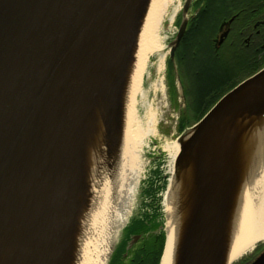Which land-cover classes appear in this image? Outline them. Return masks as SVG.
<instances>
[{
	"label": "water",
	"instance_id": "95a60500",
	"mask_svg": "<svg viewBox=\"0 0 264 264\" xmlns=\"http://www.w3.org/2000/svg\"><path fill=\"white\" fill-rule=\"evenodd\" d=\"M145 2L0 0V221L7 217L22 189L42 182L36 175L39 171L44 172L52 193L45 211L37 213L29 208L24 216L27 221L22 223L24 238L20 243L26 253L23 264L74 261L78 220L81 208H88L89 197L85 187L77 197L80 110L87 101L99 98L103 134L115 135L113 120L136 22ZM191 2L183 0L176 35L166 45L171 55L184 33ZM100 43L104 47L97 71L91 67V54ZM72 82L78 84V90L63 96L64 87ZM263 110L264 66L220 97L192 126H182L173 180L168 186L175 194L177 209L181 210L188 200L196 204L180 226L179 264L219 263L226 234L225 198L231 191L232 177L226 169L215 175L209 173L204 161L205 134L197 144L183 142L185 135L193 127L192 136L202 133L241 111L256 117ZM250 126L245 123L227 141L223 137L226 142L221 141L210 154L211 166L224 159L230 143L239 140ZM25 162L27 171L21 176L20 166ZM189 165L193 169L190 179L185 174ZM240 178L235 179L234 187L243 182L244 177ZM1 227L0 222V230ZM157 231L163 232L160 264L166 244L165 224ZM139 238L140 234L131 235L126 250ZM249 264H264V249Z\"/></svg>",
	"mask_w": 264,
	"mask_h": 264
},
{
	"label": "bare ground",
	"instance_id": "6f19581e",
	"mask_svg": "<svg viewBox=\"0 0 264 264\" xmlns=\"http://www.w3.org/2000/svg\"><path fill=\"white\" fill-rule=\"evenodd\" d=\"M174 1L146 0L136 22L116 119L112 125L113 129L114 126L117 127L115 135L103 134L101 120L104 117L99 98L87 101L80 110L82 138L75 176L77 197L81 194L82 187H85L89 196L86 203L88 208L85 213V230L89 233L87 244L90 245L86 254L79 255L78 260L74 257L72 264H105L118 229L130 213L139 181V171L145 162L141 160L140 153L142 146L147 144L148 136L154 133L155 122L150 115L147 123L143 126L139 124L136 95L141 93V82L149 56L162 47L160 29L163 21L168 15L171 21L177 11L178 5L174 7ZM103 47L104 43H100L91 54V67L97 71ZM95 86L98 88V81H95ZM78 88V84L72 82L64 87L62 95H73ZM247 122L251 126L243 131L239 140L230 143L224 159L211 166L210 154L217 149L221 141L226 142ZM109 127L111 128L110 125ZM193 133L194 127L189 129L183 142L188 140L197 144L201 135L205 134L204 161L209 173L215 175L226 169L232 174L229 183L231 191L225 198L227 208L224 209V251L221 252L218 263L230 264L248 254L255 244L264 241V110L256 117L241 111L202 133L192 136ZM223 137H227L226 141ZM172 147L175 149V158L179 144L173 143ZM26 168L27 163H22L21 176L26 173ZM192 171V166L189 165L185 172L189 179ZM36 175L42 182L22 189L7 217L0 221V264L24 263L26 253L20 244L24 238L22 223L27 221L24 216L28 214L29 208H33L37 213L48 208L52 194L50 183L43 171ZM239 176L244 177V180L239 187H234L235 179ZM170 193L168 192L165 200L168 213L165 223L166 244L160 264H179L178 251L182 233L180 226L191 216L196 204V201L188 200L181 210L177 209L174 196Z\"/></svg>",
	"mask_w": 264,
	"mask_h": 264
},
{
	"label": "flooded vegetation",
	"instance_id": "af4514ba",
	"mask_svg": "<svg viewBox=\"0 0 264 264\" xmlns=\"http://www.w3.org/2000/svg\"><path fill=\"white\" fill-rule=\"evenodd\" d=\"M180 19L181 12L169 42L176 35ZM167 54L166 96L171 109L176 110L178 130L180 124H188L190 116L199 120L220 97L264 66V0H192L184 33L173 54L170 48ZM256 55L261 56L263 64L235 80L233 65L229 67L233 57H241L247 66ZM156 230L152 223H145L135 231L129 221L107 264H149ZM133 234H140L141 238L126 250ZM263 249L264 243L257 245L237 264H249ZM114 254L118 257L113 261Z\"/></svg>",
	"mask_w": 264,
	"mask_h": 264
},
{
	"label": "rangeland",
	"instance_id": "374dc122",
	"mask_svg": "<svg viewBox=\"0 0 264 264\" xmlns=\"http://www.w3.org/2000/svg\"><path fill=\"white\" fill-rule=\"evenodd\" d=\"M183 0H175L173 6H177V11L170 21L169 15L163 21L162 27L160 29V42L162 47L158 52L149 56L147 61L146 70L144 72L142 82H141V93L136 95V115L137 120L140 125L147 123L149 116L152 115L154 122V133L149 135L147 138V144L142 146V153H140V158L142 161H145L142 168L139 171V181L135 189L134 200L131 206L130 213L127 215V218L123 225L118 230V235L115 240V244L122 238L123 227L139 212L145 210L146 212L151 211L150 205L147 204V198H145L143 193V188L145 183L150 178V181L158 188V184L161 181V178L164 179V186L158 192L160 202V215L159 222L157 227L166 223L167 220V211H166V196L167 192H171L168 184L170 183L173 170L175 168V159L173 154H175V149L172 147L173 143L177 142L178 130L175 129L177 126L176 120V110L171 109V105L168 104L166 96V79H165V64L167 60V44L171 36L176 31V27L179 20L180 11L182 8ZM171 10V9H170ZM249 65L242 63L241 57H233V60L230 62L229 67L233 65V78L235 80H240L244 75L253 72L255 69H258L263 64V59L261 56H253ZM172 115V116H171ZM194 116H190L188 121V126H192L197 119H194ZM179 149V148H178ZM168 188V191H167ZM169 195V194H168ZM171 196H175L173 192L170 193ZM175 198V197H174ZM173 198V199H174ZM172 199V198H171ZM175 200V199H174ZM81 216L78 220L77 225V234L75 237L73 256L78 260L79 255L87 253V247L90 244H87L88 235L85 230L86 227V211L84 206L81 208ZM156 232H158L156 230ZM261 244L258 242L255 244L253 250L257 245ZM253 250L248 254L244 255L241 258L249 256ZM118 257L117 254L113 255V261ZM240 258V259H241ZM233 262L237 264L240 260Z\"/></svg>",
	"mask_w": 264,
	"mask_h": 264
},
{
	"label": "trees",
	"instance_id": "16d2710c",
	"mask_svg": "<svg viewBox=\"0 0 264 264\" xmlns=\"http://www.w3.org/2000/svg\"><path fill=\"white\" fill-rule=\"evenodd\" d=\"M182 125L180 124V126H178V130H181ZM164 179L161 178V181L158 184V188H155L156 186H154V184L150 181V178H148V180L145 183V187L143 188V193L146 199L147 204L150 205V209L151 211L146 212L145 210H143L142 212H139L138 215H136L135 217H133L130 220V225L131 228H133V230H139L141 228V226H143V224L145 223H152V226L154 228L157 227V223L159 222V215H160V208H159V202H160V198L158 195V192L162 190V188L164 187ZM138 224V226L136 225ZM136 225V226H134ZM153 249L149 252L150 254H148V258L150 263L149 264H158V260H159V256L161 253V249H162V244H163V232L160 231V233H158L157 235L154 234L153 235ZM147 253L145 254L144 257L146 256ZM145 260V259H144Z\"/></svg>",
	"mask_w": 264,
	"mask_h": 264
}]
</instances>
